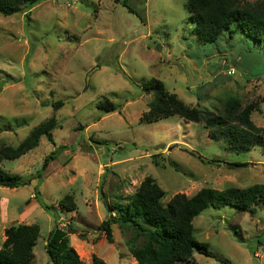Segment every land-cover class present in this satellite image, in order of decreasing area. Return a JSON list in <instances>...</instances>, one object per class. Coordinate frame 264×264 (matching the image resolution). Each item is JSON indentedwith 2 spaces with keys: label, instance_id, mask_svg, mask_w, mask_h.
Segmentation results:
<instances>
[{
  "label": "rangeland",
  "instance_id": "obj_1",
  "mask_svg": "<svg viewBox=\"0 0 264 264\" xmlns=\"http://www.w3.org/2000/svg\"><path fill=\"white\" fill-rule=\"evenodd\" d=\"M125 3L138 15L114 0H37L0 13V146H15L40 121L55 120L36 145L0 159L27 182L0 185V243L6 226L36 223L31 264L48 263L44 242L55 222L75 228L68 242L84 264L92 255L107 264H136L126 244L130 227L111 222L112 241L105 239L99 223L109 212L99 190L116 214L114 207L127 202L145 175L163 190L162 204L202 186L264 184L260 145L229 150L220 131L214 139L201 122L175 114L140 121L152 93L138 87L157 77L186 104L211 112H221L230 96L242 106L255 102L250 118L264 128V48L251 49V38L237 28L199 41L185 0ZM104 100L115 109L101 110L97 103ZM60 144L66 148L58 150ZM50 151L55 157L35 176ZM64 194L71 195L72 209L58 202ZM191 223L212 255L193 249L189 260L175 264H264V201L251 210L207 206Z\"/></svg>",
  "mask_w": 264,
  "mask_h": 264
},
{
  "label": "trees",
  "instance_id": "obj_2",
  "mask_svg": "<svg viewBox=\"0 0 264 264\" xmlns=\"http://www.w3.org/2000/svg\"><path fill=\"white\" fill-rule=\"evenodd\" d=\"M36 1L0 0V13L6 15L20 11L23 5ZM114 2H119L125 5L127 10L134 12L125 0ZM185 7L187 20L192 23L194 34L199 41L212 42L224 30L237 28L251 38V49L264 48V0L246 4H240L237 0H185ZM138 87L141 91L152 93L146 110L139 115L140 121L152 122L175 114L186 120L201 122L208 128V135L214 139L218 136L217 130L220 131L229 150L239 152L247 150L252 145H260L264 153V128L254 124L250 118V112L258 109L255 102H247L242 106L236 96H230L225 100L221 112H211L203 107L186 104L174 92L168 91L157 77L143 79L138 83ZM60 103L61 101L57 99L52 106L55 108ZM97 106L104 111L114 110L116 107L109 100L99 101ZM54 124L55 120L50 116L34 125L17 145L0 146V159L17 157L36 145L39 136L46 133ZM65 148V144H60L57 149ZM55 154L56 151H50L44 156L35 176L39 177L47 158H54ZM228 164L237 163L228 161ZM25 183L26 180L19 174L0 166L1 186L15 187ZM32 192L41 207L49 206L40 199L35 186ZM162 194L161 187L150 175H145L127 202L116 205L114 207L116 214H111L112 207L106 203L103 193L99 190V196L109 212V217L102 219L99 227L107 241H112L113 238L111 222L130 227L133 235L127 239L126 244L136 264H175L177 261H187L191 258L193 249L211 256L207 243L197 240L193 235L192 217L207 206L218 207L228 204L240 210H251L258 200L264 201V184L253 183L244 187L222 188L202 186L190 195L175 192L165 204L160 201ZM58 202L66 209H72L74 206L69 194L61 196ZM74 229L69 223L59 226L55 222L48 230L44 242L49 260L46 264H84L68 242V231L74 232ZM37 235L38 225L34 222L6 226L0 243V264H31L32 246ZM139 236L142 239L135 242ZM90 264L107 263L92 255Z\"/></svg>",
  "mask_w": 264,
  "mask_h": 264
}]
</instances>
